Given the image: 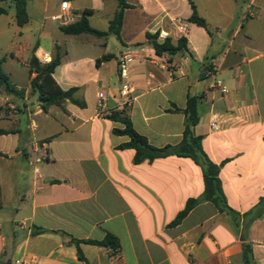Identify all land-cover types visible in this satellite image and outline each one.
Here are the masks:
<instances>
[{
	"label": "crops",
	"instance_id": "0c3cea01",
	"mask_svg": "<svg viewBox=\"0 0 264 264\" xmlns=\"http://www.w3.org/2000/svg\"><path fill=\"white\" fill-rule=\"evenodd\" d=\"M63 1L28 0L24 26L14 4L0 2L2 70L23 92L0 91V264H245V244L264 264V214L247 227L245 217L264 197V0H192L207 28L188 21V0H127L121 46L99 67V57L77 55L92 35H68L77 38L64 45L57 38ZM79 1H69L75 22ZM96 1L82 12L107 9L109 0ZM147 32L185 37L189 52L160 57ZM58 48L53 77L63 90L77 88L86 108L67 101L65 111H44L32 92L31 57L49 63ZM122 52L133 57L127 95ZM189 97L199 100L194 132L221 165L229 210L202 200L170 226L189 199L203 197L202 166L185 156L135 164V151L120 148L129 138L114 133L124 125L108 116L125 109L151 145H177ZM108 233L119 241L116 254L82 242Z\"/></svg>",
	"mask_w": 264,
	"mask_h": 264
},
{
	"label": "trees",
	"instance_id": "16d2710c",
	"mask_svg": "<svg viewBox=\"0 0 264 264\" xmlns=\"http://www.w3.org/2000/svg\"><path fill=\"white\" fill-rule=\"evenodd\" d=\"M11 1L15 6L16 21L19 26H24L29 21L27 4L28 0H0ZM76 1V0H66ZM117 3V9L114 16L109 21L108 29L106 31H100L91 27L88 17L93 15L92 10H85L80 15L79 19L73 24L67 26H61V31L66 35H93L99 38H105L109 35H114L119 41H121V31L124 22V13L126 9L133 8L127 0H114ZM191 8L192 15L189 18V22L198 26L207 28L206 22L201 18L197 12L196 6L192 0H188ZM7 10L0 7V15L6 14ZM148 43L153 47L155 53L162 57L168 56L169 59L179 53L189 52L188 41L185 37L180 38L177 43H174L172 38L166 37L162 41L160 33L155 34L146 33ZM114 58V55L107 54L96 60V66L99 67L100 63L109 61ZM2 62L0 60V91H6L8 88L10 93H17L22 95L23 92H19L11 85L9 78L2 70ZM61 63V53L59 48L55 57L49 63H42L35 55H33L29 61L31 70L35 73V77L31 81V89L33 93L38 94V99L41 103L42 109L47 111L49 107L57 106L65 111V103L67 101L80 108H86L84 101L78 100L74 97L77 88H71L69 90H63L55 81L53 74L56 68ZM199 100L196 97H189L187 107L183 110L185 114V127L183 132V139L177 145H166L158 148L151 145L148 139L139 134L133 127L129 114L125 109L115 112L108 116L109 119L118 121L124 125L123 129H114V133L119 136H127L129 141L120 145L121 149H133L135 151L134 163L140 164L145 161L152 162L157 158H164L168 156H185L190 157L203 168L205 191L202 198L189 199L185 208L181 211L176 219L170 224V226L178 225L202 200L211 201L220 210H229L226 203L222 184L219 178L221 165L213 163L208 155L204 152L202 146V136L195 134L194 129L200 121V115L198 111ZM178 110V109H177ZM179 111V110H178ZM264 214V197L260 199L258 205L249 213L245 215L248 220L246 227L250 223ZM83 243H89L99 247L109 248L113 254H116L120 250V244L118 239L108 233L101 241L84 240ZM79 245V241L76 242ZM78 256L82 259L80 250H78ZM244 263L254 264L252 257V249L249 244L244 245Z\"/></svg>",
	"mask_w": 264,
	"mask_h": 264
},
{
	"label": "rangeland",
	"instance_id": "374dc122",
	"mask_svg": "<svg viewBox=\"0 0 264 264\" xmlns=\"http://www.w3.org/2000/svg\"><path fill=\"white\" fill-rule=\"evenodd\" d=\"M98 1L96 0H82L79 1L80 11L79 15L82 14L84 8H91L93 6L98 5ZM115 7L117 8V3L114 0H109L107 9H97L95 14L89 16V22L91 27L100 30L106 31L109 25V19L113 16ZM58 22V21H57ZM57 38L60 40L62 45L70 43L69 41L76 40L77 37H70L61 33L60 30L56 29ZM38 36L36 35L34 39L35 43L37 41ZM92 42L88 44L85 48H83L82 52H78L77 55L81 56H90V57H101L103 54H115L116 49L121 46V43L114 35H109L105 38L98 39L97 37H91ZM101 43H105V45H101ZM78 55V56H79Z\"/></svg>",
	"mask_w": 264,
	"mask_h": 264
},
{
	"label": "built area",
	"instance_id": "2783aa9c",
	"mask_svg": "<svg viewBox=\"0 0 264 264\" xmlns=\"http://www.w3.org/2000/svg\"><path fill=\"white\" fill-rule=\"evenodd\" d=\"M61 11L62 13L53 19L55 21H58L61 26H67L70 24H73L75 22V17L72 13H70V4L68 1L64 0L61 3ZM133 61L132 54L130 52H122L119 58V74L121 80L123 83V93L125 95L129 94L131 92V86L128 83V76H129V65ZM216 86L220 88L222 93H227V88L223 85L222 81H217ZM100 99H104V95L102 93L99 94ZM99 107L103 108L104 105L100 102ZM211 129L216 131L218 130V125L216 123H213L211 125ZM41 161L40 158L36 159V163H39ZM35 173H39V169L36 168Z\"/></svg>",
	"mask_w": 264,
	"mask_h": 264
},
{
	"label": "water",
	"instance_id": "95a60500",
	"mask_svg": "<svg viewBox=\"0 0 264 264\" xmlns=\"http://www.w3.org/2000/svg\"><path fill=\"white\" fill-rule=\"evenodd\" d=\"M6 92H7V93H9V92H10V90L7 88V89H6Z\"/></svg>",
	"mask_w": 264,
	"mask_h": 264
}]
</instances>
